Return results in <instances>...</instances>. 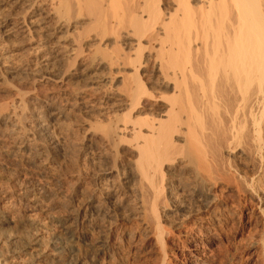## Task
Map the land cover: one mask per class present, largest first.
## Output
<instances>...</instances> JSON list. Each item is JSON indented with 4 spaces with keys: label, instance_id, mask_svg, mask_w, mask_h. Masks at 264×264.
Segmentation results:
<instances>
[{
    "label": "rangeland",
    "instance_id": "1",
    "mask_svg": "<svg viewBox=\"0 0 264 264\" xmlns=\"http://www.w3.org/2000/svg\"><path fill=\"white\" fill-rule=\"evenodd\" d=\"M158 2L160 19L167 20L174 9L173 0ZM190 2L192 4L194 1ZM149 3V0H0V103L16 100L25 129H35L40 121L45 123L43 133L37 134L35 138L41 153L33 161L30 159L33 163L21 155L17 157L25 168L41 169L45 180L58 178L59 183L57 181L54 186L60 187L68 204L64 208L55 209L52 214L61 219L71 216L72 220L76 215L71 227L83 237L68 241L60 256L54 257L50 238L59 235L66 239V235L50 215V218L39 217L33 224L16 221L2 225L0 264H109L99 260L97 250L111 240V228L118 224L128 225L129 230L134 231L130 249L141 244H136L140 237L143 243L152 240L151 223L137 192L138 177L134 173L136 153L130 148L131 136L118 132L128 117L137 120L146 115L149 118L165 113L166 107L163 109V106L166 105L161 101L163 99L158 101L144 97L142 101L146 104L140 100L139 104L130 105L125 92L137 73L153 96L163 95L165 91L169 93L165 96L172 95L170 89L160 84V73L155 66L162 54L158 52L161 49L163 52L170 42H175V37L166 34L173 37H169L168 41L164 39L163 29H159V38L164 41L163 47L158 38L147 39L143 35H140L142 39L140 47H137L139 44L136 45L135 40L138 36H134L131 29L138 31L141 28L145 31L146 24L154 23L150 19L145 20V23L138 22L139 25L133 22L137 15L143 19L150 15L147 13ZM34 19L37 21L31 22ZM172 23L169 27L171 34L174 30L172 28L178 25L176 20ZM185 29H181V32L178 29L180 38L185 33L187 37L190 31L192 35L193 28L186 29L184 33ZM164 31L166 33L167 30ZM183 44H180L182 48L185 46ZM194 45L196 42L191 47ZM180 52L178 56L182 60L179 61L184 62L187 56ZM134 56V66L122 63L123 59L129 62L127 59ZM133 67H137V70L134 71ZM209 87L206 84L201 92L196 90L198 94L195 91L192 93V90L188 93L196 101L195 95H199L198 98L202 93L207 96ZM183 95L186 98V94ZM181 97L179 99L184 98ZM150 102H161L160 108L157 107L159 104L155 106ZM146 105L151 107L147 108ZM220 111L225 116V112ZM223 116L220 118L223 119ZM181 136L174 137L179 145L175 151L177 157L174 155L172 164L167 162L163 166L166 174L165 197L168 196L164 203L158 205L161 222L175 233L180 231L173 238L170 235L166 237L167 241L170 239L168 249L181 245L177 238L182 240L190 235L195 219L205 215V207L192 204L193 194L188 195L191 186L197 184L198 180L193 179V163L188 160L190 148L187 142V145L184 144L185 140ZM222 148L216 147L210 152L214 154L211 165L216 161L219 167L216 162L214 165L220 172L224 171V178L222 176L218 179L215 186L209 182L199 183V186L202 194H206L210 201L208 206L216 208V223L220 224L218 229L222 238V243L215 249L219 264H230L236 241H239L241 235L254 233L262 226L258 211L264 207V198L258 192L256 196L260 198L259 203H256L255 198L246 200L243 205L236 204V170L245 176L251 174V168L236 159V152ZM0 184L12 188L18 185L5 174H0ZM29 194V197H34L33 192ZM218 194L220 198L215 196ZM89 198L99 210L83 206ZM41 199L44 203H50L53 196L43 193ZM94 217L97 221L101 217V220L97 222ZM223 217L228 220L224 221ZM88 218H94L100 224L90 225ZM204 236L206 238L207 235ZM152 244L150 249L133 255L131 264H157L158 249L155 243ZM117 261L111 260L110 264H120Z\"/></svg>",
    "mask_w": 264,
    "mask_h": 264
},
{
    "label": "bare ground",
    "instance_id": "2",
    "mask_svg": "<svg viewBox=\"0 0 264 264\" xmlns=\"http://www.w3.org/2000/svg\"><path fill=\"white\" fill-rule=\"evenodd\" d=\"M158 1L149 0L147 13L152 15V18L148 15L143 19L137 15L133 19L137 25L140 22L145 23V20L149 19L154 23L146 24L145 31L141 28L138 31L131 29L133 35L138 36V39L135 40L136 45L139 44L137 47H140V39L143 36L149 39L158 38L159 42L161 40V44L164 43L163 39L159 38V29H163L164 39L168 40L170 36L175 37V42H170L171 45L168 43L169 46L163 52L162 49L158 52L162 54L161 57H157H160L157 62L156 59L154 60L157 63H155V67L160 73V81H158L170 89L169 92L172 95L165 96V94H169L165 91L163 95L157 93L158 95L153 96L137 75V71L133 72L137 73L136 77L134 76V80L131 79L133 80L132 84H128L129 87L126 89L128 91L125 92L130 105L139 104L144 97L147 99L152 97L158 101L163 99L161 101H166L162 102L166 105L163 106V109L166 107L165 113L149 118L146 115L143 119L137 120H131L128 117L118 129L119 133H123V135L126 133L132 137L129 136L131 141H129L130 139L128 141L131 145L130 148L136 153L134 173L138 177L136 179V181L138 180L137 192L141 197L139 199L141 206L144 207L149 218V224L151 223L153 238L149 243H143L140 237L136 244L138 242L141 244L130 249L129 244L134 231L129 230L128 225L113 226L111 235H109L111 240L104 242L105 244L102 243L103 245L97 250L100 256L99 260L110 264L111 260L117 259L120 264H131L133 255L150 249V245L155 243L158 249L157 264H219L220 260L216 256L215 249L222 243L218 229L220 224L216 223L218 220L216 208L208 206L210 201L207 200L206 194H202L199 183L209 182L215 186L217 180L222 178L224 171H222L223 173L220 172L221 170L219 171L217 162L214 163L218 167L214 163V166L211 165L214 154L210 150L223 147L231 152H236V159H239L242 165L251 168V174L245 176L236 170V204L243 205L246 200L255 198L256 203H259L260 198L256 196L258 192L264 198V0H193L192 4L190 0H173L174 9L172 8L173 12L172 14L170 12L171 16H168V21L160 19ZM171 17L174 21L176 20V24L180 25L171 26L174 27L172 28L174 29L172 30L173 35L169 30L170 23L174 22L171 21ZM182 27L188 30L193 28L192 35H190V31L186 35L187 37L184 36L186 29L183 30L185 38L181 36L185 39L184 49L182 45L180 46L183 44L182 37L180 38ZM164 29L168 32L165 33ZM166 34L170 36L168 37ZM140 35L143 36L140 38ZM177 39H180V42L177 41L179 44L176 42ZM191 42L192 44L196 42V45L191 47ZM180 51L182 55L185 53L187 56L183 60L184 62H180L182 60L181 56L180 58L178 56ZM135 57L127 59L129 62H125V59H123L124 62L120 61L134 66L136 63L133 58ZM138 57L137 55L136 58ZM138 61L137 65L140 63ZM133 68L135 71L137 67ZM188 78H191V81ZM206 84L210 86L208 89L212 91V94L209 91H207L209 96L199 93L201 96L198 98L196 90L201 92ZM189 90H192V93L193 91L197 93L196 101L192 94L188 93ZM183 93L186 94V98L185 95L182 96ZM181 96L186 101H182L185 99ZM180 97L182 99H179ZM156 100L155 102H158ZM155 102L153 103L155 104ZM150 103L152 104V102ZM160 104L157 107L160 108ZM150 107L147 106V108ZM220 110L225 112V116ZM219 112L221 115L218 114ZM152 114L153 112H151ZM181 114L184 116L182 117ZM220 116H223V119ZM37 117L39 118L38 114ZM23 126L16 100L0 103V174L10 176L13 182L18 183L16 188L0 184V227L16 221H28L33 224L32 222H37L39 217L50 215L59 223L66 235V239L59 235H53L50 238L54 257H58L68 241L83 237L76 234V231L74 232L71 227L72 222L75 223L76 215L72 220L71 216L61 219L52 214L55 209L64 208L68 204V201L64 200L62 196L63 192L59 189L60 187L54 186L58 178L53 177L49 181L45 180L41 169L23 167L21 161L19 162V156L17 157V155H21L30 162V159L33 161V158L41 153L35 138H37V134L43 133L45 123L40 121L36 124L35 129H25ZM182 126L184 127L181 129ZM175 136L183 137L185 140L183 143L187 142L188 145H186L190 148L188 160L193 164L189 161L188 163L192 164V168H194L193 173L190 171L194 176L191 175V177L198 181L196 180L197 184L192 185L191 190H188V195L193 194L192 204L205 207L203 211L205 215L195 219L190 235L182 240L177 238L181 245L177 243L179 246L168 249L170 239L167 241L166 237L170 235L173 238L174 234L178 235L180 231L175 233L161 222L158 205L164 203L168 196L165 197L166 174L163 166L167 162H173L174 155L177 157L175 151L179 145L176 144ZM35 164L37 163L35 162ZM37 165L35 166L38 167ZM30 192H33L34 197H29ZM43 193L53 196V200L50 203L42 202ZM214 194L216 193L214 192ZM196 195L198 197H195ZM215 196L220 198L219 194ZM83 206L99 210L97 205L92 204L91 198ZM258 213L262 226L259 225L260 228L254 233L241 235L239 241H236V248L232 252L230 264H264V207H260ZM96 217L94 218L97 221ZM94 218L87 220L90 225L97 226L100 224L97 222L101 220V217L97 222ZM204 235H207L206 238Z\"/></svg>",
    "mask_w": 264,
    "mask_h": 264
}]
</instances>
